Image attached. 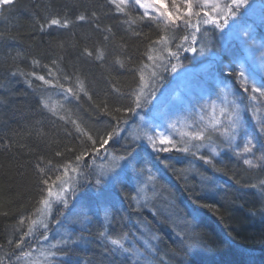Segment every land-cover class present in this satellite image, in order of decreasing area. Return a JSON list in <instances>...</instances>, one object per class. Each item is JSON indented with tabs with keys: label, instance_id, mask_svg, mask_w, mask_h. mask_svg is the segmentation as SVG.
I'll return each instance as SVG.
<instances>
[{
	"label": "trees",
	"instance_id": "obj_1",
	"mask_svg": "<svg viewBox=\"0 0 264 264\" xmlns=\"http://www.w3.org/2000/svg\"><path fill=\"white\" fill-rule=\"evenodd\" d=\"M249 4L244 16L254 7L253 0ZM92 11L97 12L98 20H75L80 14L90 17ZM130 11L133 17L139 15L135 9ZM55 13L66 14L74 23L66 29L46 27L41 31L39 25L44 23V18ZM124 19L127 17L116 14L107 0H15L12 5L0 6V260L4 264H22L15 260L19 250L13 253L14 243L9 245L8 240L15 242L26 231L27 224L20 226L18 220L37 206V158L43 156L60 163L61 158L55 157V151L65 146L79 148L81 140L87 143L71 123L51 116L39 103L41 95L52 97L62 93L61 90L42 86L27 73L46 75L48 69L44 65L55 70L51 60L57 59L63 72L73 76V82L78 75L93 101L81 94L79 101L69 97L61 102L71 110L72 119L78 120L94 136L102 135L116 121L94 104L104 99L106 92L110 93L109 80L116 82L125 93L136 87L131 68L142 61L148 62L143 54L151 40L161 34L154 22L137 21L129 29L121 23ZM108 26L112 34L102 31ZM186 31L191 30L180 29L177 39ZM203 32L205 37L201 35ZM219 33L210 26H202L195 46L198 49L203 40V45H210L229 61ZM105 35H109L107 41L103 39ZM85 48L93 51V57L82 55ZM97 48L105 53L103 61L94 59ZM129 55L132 64L126 62L121 68L113 63L115 57L124 59ZM182 55L183 51L180 58ZM192 57H198V51ZM34 59L40 64L33 65ZM108 100L110 105L131 104L127 96L110 94ZM136 118L137 115L125 114L120 126L124 129ZM124 141L122 131L106 146L107 151L125 153L129 146ZM105 152L102 149L99 155L86 158L84 172L89 179L94 177L93 164ZM72 155L65 153L63 159ZM139 162L157 171L155 198L147 208L137 207L131 199L135 195L134 179L118 186L107 221L99 208L102 214H93L89 224L78 230L84 243L70 244L64 253H58L63 264H135L128 254L109 250L111 245L99 235L105 229L113 236L127 233L126 246L138 248L149 256L152 264H264V188L258 184L264 179V169L249 170L227 149H222L221 155L215 158L214 168L193 161L190 156L174 161L168 155H154L144 148L140 149ZM193 164L195 170L182 171ZM252 184L257 187H251ZM60 208L56 206L53 213L58 219L62 218ZM142 227L149 232L146 239L155 250L152 254L146 251L139 237ZM40 233L27 238L25 250L38 245Z\"/></svg>",
	"mask_w": 264,
	"mask_h": 264
},
{
	"label": "snow or ice",
	"instance_id": "obj_2",
	"mask_svg": "<svg viewBox=\"0 0 264 264\" xmlns=\"http://www.w3.org/2000/svg\"><path fill=\"white\" fill-rule=\"evenodd\" d=\"M14 2L15 0H0V6L12 5ZM107 3L114 8L116 14L127 17L121 23L127 24L129 29L137 21L147 20L154 22L161 30V34L157 39L151 40L143 54L148 62L142 61L131 68L136 79V87L125 93L116 82L109 80L110 93L106 92L105 98L94 104L96 109L116 121V124L110 130H105L102 135L94 136L82 127L78 120L72 119L71 110L65 108L64 103L52 102L50 96L41 95L39 103L42 108L51 116L65 123H71L79 136L86 138L87 143L81 140L79 148L65 146L63 150L55 151V157L61 158L60 163H54L52 159H45L43 156L37 158L35 165L38 173L37 206L32 213L21 216L18 220L20 226L27 224L26 231H23L15 242L8 240L9 245L14 243L13 253L19 250L15 260L22 264H53L58 253H64L68 245L77 243L71 239L65 229L62 238L49 243L47 248L42 247L38 250L39 256L34 257L31 250H25L27 238L33 236L39 228L44 230L41 239L49 241V221L54 206L61 205L62 209H69L70 205L75 207L73 202L79 195L81 178L93 189V198L87 204H80L81 209L87 208L91 211L93 206L103 208L107 220L114 191L118 186H123L133 179L136 181V186L135 195L131 199L137 207L147 208L149 202L157 195L155 191L157 175L151 166H140L139 153L136 151L138 145L135 143L137 141L144 142L154 153H181L192 157L193 161H200L213 168L215 158L221 155L222 149H227L249 170L264 169V57L259 68L250 65L246 58L235 57L228 63H223L222 60L214 57V61L222 66L200 85L196 97L178 98L177 103H169L163 92L160 93L159 98L157 97L158 83L163 79L157 69L163 66L164 71L176 72L179 65L171 63V60L180 61L181 51L192 53L199 51L200 55L210 51V46L201 44L199 49L195 46L198 42L197 33L201 32L202 26H210L218 30L221 39L232 35L238 29V22L245 14L244 10L250 6L249 0H180V3L171 0L170 5L169 0H107ZM130 9L137 10L139 15L133 17ZM98 19L96 11H92L90 17L85 14L75 17L76 21ZM72 23L74 21L66 14L61 16L55 13L46 16L44 23L39 26L41 31H44L46 27L66 29ZM96 28L100 29V25L96 24ZM180 29L191 31H186V34L180 38L182 42L175 44L173 50L175 33ZM102 31L112 34L111 26ZM244 34L248 35V33ZM133 35L139 36L141 33L133 32ZM103 39L107 41L109 35H105ZM185 44L188 46L185 47ZM60 47H63L62 43ZM121 48H126V45H121ZM165 53L167 56L164 55ZM82 55L93 57V51L85 48ZM104 58V51L97 48L94 59L103 61ZM165 61L167 63H164ZM126 62L133 63L130 55L124 59L117 56L113 61L121 68L125 67ZM32 63L39 65L40 61L34 59ZM51 65L55 66V70L47 64L44 65L48 69L46 75L36 72L27 75L40 81L42 86L60 89L65 101L69 100V97L79 101L81 94L88 101H93L84 81L78 75L73 82V76L63 72L57 59L51 60ZM220 73L234 77L239 87H233ZM20 74L25 75L23 72ZM28 83L31 86L30 80ZM110 94L118 97L127 96L131 99V104L110 105L108 100ZM149 105H151L149 113L140 115L137 110H143ZM129 113L139 116L140 121L129 132L133 146L124 154H109L108 163L100 166L94 179H89L84 172L86 158L93 154L99 155L102 149L107 151L106 146L124 131L120 123L123 115ZM245 113L249 114L247 120ZM123 123L127 124V120H123ZM65 153L73 155L69 159H63ZM167 166L165 162V167ZM193 170H195L194 164L182 171ZM258 184L264 188V179L259 180ZM251 187L256 188L257 184H252ZM72 214L76 217L72 223H81V216L87 219L82 212ZM65 215V211L61 210L60 216ZM54 223L59 225L61 221L57 219ZM56 231L59 232V229ZM99 235L111 245L110 251L128 254L134 258L135 264H152L149 256H145L138 248L126 246L127 233L113 236L105 229ZM144 243L146 251L149 254L154 253L155 250L148 241L145 240ZM40 257H43V261ZM0 264H4V261L0 260Z\"/></svg>",
	"mask_w": 264,
	"mask_h": 264
},
{
	"label": "rangeland",
	"instance_id": "obj_3",
	"mask_svg": "<svg viewBox=\"0 0 264 264\" xmlns=\"http://www.w3.org/2000/svg\"><path fill=\"white\" fill-rule=\"evenodd\" d=\"M178 3H180V0H177ZM171 3V0H169V5ZM254 7H251L249 9V12L246 16H243L241 21L238 22V29L229 37L226 39H221V34L219 33V39L222 43V47L224 52L229 56L230 60H232L235 57L240 58H246L248 63L250 65H254L256 67H260L262 63V57H264V0H253ZM244 33H248V35H245ZM179 35V30L175 33L176 39L173 41V50H175V44L181 43L180 39H177V36ZM203 37L204 32L201 33ZM199 37V41L200 38ZM203 40L200 41L198 45L199 46L202 43ZM210 46V45H206ZM210 51H206L204 55H200L198 51V57L193 59V53L192 52H184V56L182 55L180 58V61H176L175 59L171 60V63H177L179 66L177 68L176 72L164 71L163 66L157 69V71L161 74L163 79L159 81L158 83V91H157V97H160V93L163 92L166 94L169 103H177L178 98L184 99L187 97H196L200 85L204 84L205 81L209 78L210 74L218 72L220 67L222 65L217 64L214 61V57L219 58L223 61V63H228L229 61L224 60L221 56V54H217L210 46ZM167 56V54H164ZM195 56V55H194ZM164 63H167L165 61ZM223 78L228 80L229 83L232 84L233 87L238 88V84H236L234 77H228L225 73H220ZM62 96V100H61ZM63 93H57L56 96L51 97V101H64L63 100ZM155 103V101L153 102ZM151 105L145 107L143 110H141L139 113L140 115H145L146 113H149V108ZM245 119H249V114H244ZM147 119V116H146ZM140 123L139 116H137L136 120L130 124H128L123 131V139L126 145L129 146V150L133 146L132 137L129 135V132L136 127ZM136 145V151L139 153L141 148H144L145 150H148L151 154L159 155L157 153H154L151 151L150 148H148L144 142L137 141L135 142ZM259 147V145H258ZM206 151V150H205ZM109 154L113 155H121L124 153L115 152V151H106L97 162L93 164V170H94V177L95 173L99 171V168L101 165H105L108 163V156ZM164 155H168L171 157V159H174V161H183L187 156L181 153H162ZM259 155V153H257ZM141 167L147 166V163L140 164ZM153 168V167H152ZM154 172H157L154 170ZM81 182L79 195L77 197V200L73 202V207L70 205L69 209H63L65 211L66 215L59 219L61 221V224H55L54 221L57 220L58 215L52 213V217L49 221V241H43L41 239V234L43 233V229L39 228L36 232H41L38 234V239L40 240L38 242V245L36 247H33L30 249L33 252V256H39V249L40 248H47L49 243L55 242L56 239H60L63 237L65 229H67L68 233L70 234V237L72 240L76 241V244H82L84 243V240L81 238L82 235L78 233V230L81 231L84 229V227L89 224L91 221L92 215H97L98 213H101L99 208H95V206L92 207L91 211H89L87 208L81 209L80 204H87L93 197H92V186L86 182ZM134 185L136 186V181L134 180ZM82 188H84V191H82ZM157 189V187L155 188ZM156 191V190H155ZM85 194V195H84ZM151 194V193H150ZM116 196V190L113 193V196L111 199ZM151 202V201H150ZM59 207L61 205H55V207ZM62 209V206L60 210ZM103 213L105 211L103 208H101ZM109 210V209H108ZM74 212H82L84 215L87 216V219H83V216H81L82 222L81 223H72L73 220L76 219V217L72 214ZM102 214V213H101ZM105 215V214H104ZM103 217V215H100ZM107 221V220H106ZM100 224L103 222L99 221ZM82 228V229H81ZM56 229H59V232L56 231ZM149 232L147 229L142 227V230H140L139 237L141 240L145 241L146 236H148ZM81 235V236H80ZM126 241V245H127ZM41 261H43V257H40ZM61 256L58 254L56 258L53 260V264H63L61 260Z\"/></svg>",
	"mask_w": 264,
	"mask_h": 264
}]
</instances>
